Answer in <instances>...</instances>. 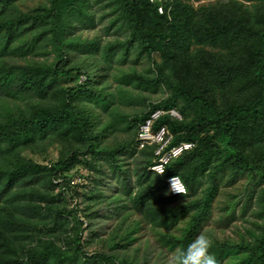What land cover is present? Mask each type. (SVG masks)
<instances>
[{
	"label": "trees",
	"instance_id": "1",
	"mask_svg": "<svg viewBox=\"0 0 264 264\" xmlns=\"http://www.w3.org/2000/svg\"><path fill=\"white\" fill-rule=\"evenodd\" d=\"M194 1L171 0L159 14L149 0H0V95L14 102V110L0 106V264H156L130 249L142 226L159 248H185L211 218L224 178L244 180L242 212L253 203L254 220L235 239H213L209 251L218 264H264V0ZM95 5L116 34L105 44L76 34L95 24ZM132 52L151 62L152 76L131 72L118 81L163 89L161 101L110 89L112 62ZM136 99L146 108L125 113L122 103ZM158 108L182 116L156 123L168 126L171 145L193 143L163 177L149 169L155 146L136 142ZM49 147L57 157L48 163L25 154ZM82 167L94 172L89 190L72 184ZM170 175L186 194L168 193ZM111 180L117 189L106 197L98 186ZM114 214L119 220L101 237L99 222Z\"/></svg>",
	"mask_w": 264,
	"mask_h": 264
},
{
	"label": "rangeland",
	"instance_id": "2",
	"mask_svg": "<svg viewBox=\"0 0 264 264\" xmlns=\"http://www.w3.org/2000/svg\"><path fill=\"white\" fill-rule=\"evenodd\" d=\"M28 1L35 2V0H19V3L21 4L24 3L26 5H29L27 3ZM189 1L195 2L194 0H189ZM203 2L207 3V0H203ZM92 9L96 10L95 24L93 26L79 28L76 34L79 35L81 38L91 39L93 37H97L98 40L102 44H105L106 42L113 40L116 34H114L112 30H109V31L106 30V27L108 24V18L100 19L103 13V10L100 8L99 5H95ZM154 57L157 60L159 59L158 56L156 55ZM27 58H31V57H27ZM33 58L39 59V60L45 59V57L41 55H34ZM47 59H52V56H49ZM112 65H113V68L110 71L111 76L109 79L111 90H113L115 87H124L126 89L131 90L133 94H140L141 96L146 97L147 102H150V103L159 102L161 101L162 98L167 96V93L163 89L154 92L149 88L140 89V88L135 87L134 85L128 86L118 81V79L120 78L122 74L131 73V72H136L139 74H146L148 76H152V74L149 73L150 68L152 67V64L145 56H141L138 59H134V53L132 52L128 55V57L124 61L122 62L113 61ZM0 94L2 93L0 92ZM4 103H7L9 106H11V109L14 110L13 100H11L9 97L7 99L6 96L0 95V106H2ZM16 104H19L21 108L24 107V105L20 101H18ZM121 108L124 110L125 113L133 114L134 112H137V111L141 112L143 109H145L146 103L144 100L136 99V100H132L127 103H122ZM15 112L17 111L15 110ZM0 114H2L1 107H0ZM108 140L112 142L114 138L109 137ZM25 154L32 157L34 160H36L39 163H48L47 162L48 160L53 161V160H56V157H57V151L54 147L47 148L44 154L40 152L35 153V150L31 152L26 151ZM127 161L128 162L130 161V164H131L132 158H129V160ZM92 173L94 172L88 171L82 167V169L79 170V174L74 173L72 184H77L79 186L84 185L85 190L91 189L94 185L91 179L93 175ZM88 174L89 176L86 177ZM219 183L220 184H219L218 193L212 203L211 218L208 220V222L205 225H203V228L199 233V235L200 234L207 235L208 237L211 238L212 241L215 238L222 239L224 237H230V238L235 239L238 236L237 229L239 230L241 228V230H244V228L246 227H252V225L250 224V221L254 220L253 203L244 210V213L242 212L243 203H244V200H246L245 197H243L242 195L244 188H245L244 180L240 179L239 181L230 185V184H227L226 179L224 178ZM116 186L117 184L115 183V181L111 180L110 183L107 185V187L98 186V188L105 189V195L106 197H109L115 193L117 189ZM236 195L238 198H234V196ZM70 200L71 199H69L68 195L65 194L63 196V202L67 204L69 208L73 207L74 205V200L73 201H70ZM232 201H234L236 204L234 205V207L230 208L228 206V203ZM76 202L80 205V199H76ZM106 203L107 201L105 199L103 205L105 206ZM231 213L233 214L231 215ZM130 219L132 220L139 219V215L136 213H132ZM244 219L246 220V222L244 221ZM118 220L119 219L117 215L114 214V215H111L110 218L99 222L100 224H102V228L101 229L99 228L100 231L98 232V234L101 237H106L110 233V231L112 230V228L114 227V225L117 223ZM183 222L184 221H180L178 225L182 226ZM100 224H98V227ZM89 235H92V232L86 231L84 237H88ZM138 236H139V239L137 240L136 243H133L131 245L130 249H132L133 247H139L140 252L142 253L145 252V254L147 253L149 255L148 260L151 263L170 264L172 253H169L165 249L158 247L157 243L155 242L154 235L152 234L151 231L148 230L146 225L142 226V230L139 232ZM100 248H101L100 243L98 242V243L89 244L86 249L89 253H93L96 250H100Z\"/></svg>",
	"mask_w": 264,
	"mask_h": 264
},
{
	"label": "built area",
	"instance_id": "3",
	"mask_svg": "<svg viewBox=\"0 0 264 264\" xmlns=\"http://www.w3.org/2000/svg\"><path fill=\"white\" fill-rule=\"evenodd\" d=\"M149 1L152 3H156L157 12L159 14H162L166 10L165 4L170 2L171 0ZM164 115H168L169 117L177 120H180L182 117L181 114L174 108L168 110L161 108L155 109L151 111L146 119L139 125L136 135V142L139 149H142L145 146L149 145L155 146V150L153 153L154 158L152 160V164L149 166V169L160 177H163L166 166L172 160L193 147V143L187 141H181L177 144L171 145L173 135L166 124H160L155 128L158 120ZM173 176L177 175H170L163 179L168 193L172 196H181L186 194L187 190L181 179L180 180L182 182V185H178V187H181L182 189L180 193L169 190V178Z\"/></svg>",
	"mask_w": 264,
	"mask_h": 264
},
{
	"label": "clouds",
	"instance_id": "4",
	"mask_svg": "<svg viewBox=\"0 0 264 264\" xmlns=\"http://www.w3.org/2000/svg\"><path fill=\"white\" fill-rule=\"evenodd\" d=\"M178 185H182L180 177L169 178L170 191L180 193L182 189ZM212 244L213 241L210 237L200 234L185 248L175 251L171 255L170 264H218L215 255L209 251Z\"/></svg>",
	"mask_w": 264,
	"mask_h": 264
}]
</instances>
